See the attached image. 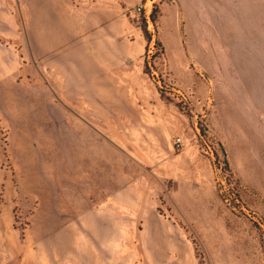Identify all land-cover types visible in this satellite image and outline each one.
<instances>
[{"label":"crops","instance_id":"1","mask_svg":"<svg viewBox=\"0 0 264 264\" xmlns=\"http://www.w3.org/2000/svg\"><path fill=\"white\" fill-rule=\"evenodd\" d=\"M148 2L0 0V107L24 120L9 123L11 136L42 147L48 196L67 199L50 215L69 216L21 264H264L256 228L221 200L178 106L201 111L196 73L216 80L204 133L246 191L245 208L264 217V0L158 1L156 69L152 35L129 16L140 5L151 13ZM166 199L209 250L203 263L165 218Z\"/></svg>","mask_w":264,"mask_h":264},{"label":"rangeland","instance_id":"2","mask_svg":"<svg viewBox=\"0 0 264 264\" xmlns=\"http://www.w3.org/2000/svg\"><path fill=\"white\" fill-rule=\"evenodd\" d=\"M158 1L160 0H155V2L149 0L147 9L150 10ZM147 13L144 12L139 19L141 23L143 19L148 20L147 29L152 35V45H150V47H152L154 53L153 55L149 53L148 61L151 63V67L156 69L153 61L155 59L157 61L160 60L156 58L157 26L151 21L152 12L149 13L148 11ZM160 47L164 55L163 47L161 45ZM253 47L258 48L259 51L260 48H262L258 44ZM164 58L165 56H163V59ZM196 74L201 76L197 77L205 81L206 85L205 88L202 87L200 89L197 83V85L191 89V92H194L193 94H195L194 97L196 100L204 99V107H202L200 111L197 108V103L196 105L187 103L185 107L180 101H178V106L182 108L191 119L193 134L197 140L199 153L202 157L201 159L211 166L212 180L216 192L219 194L228 210L235 215H240L232 211L231 207L224 202L222 197L225 195V198H230V200H232L231 198L233 195L244 194L246 191L234 184L224 163L223 156L216 151L217 145L210 141L204 133L203 115L206 109L209 111L210 109L215 110L217 104L218 90L215 82L216 80L214 81L209 73L198 72ZM215 79H219L220 83H230L227 73H216ZM220 92H222V90ZM15 121L21 122L24 120L21 119L18 121L17 119H13L5 108L0 107V264H21L23 258L27 257L28 251L30 252L34 248V245H36L34 242L42 240L50 233V227L56 226L57 224L59 225L60 220L65 221L69 217L50 215V212H61V207L64 203H67V199L56 200L54 197H51L50 194L48 196L46 193V184L43 181V177H41L42 175L39 178L37 177L39 175L38 173L43 170L42 147H38L35 136H11L9 123H15ZM198 129L201 130L203 138L199 136ZM177 137L173 139L172 145ZM177 152L179 153L182 151ZM33 154L34 157H32ZM46 180L49 182L48 178ZM223 180L227 182L226 191L223 188ZM162 187L165 193H169L170 187L167 184H163ZM55 200L57 203H55ZM167 201L169 200H163L161 204V209L163 212H166L164 215L165 218L181 226L183 229V237L192 242L195 255L200 263H203L204 258H208L209 256V250L200 245L198 232L195 231L192 226H189L183 211L179 209V214L174 215L166 205ZM169 203L172 204L171 201H169ZM175 206L177 208L176 204ZM250 215L251 216H247L246 218L249 219L248 223H252L253 227L257 230L264 255V217L256 212ZM76 235V238L84 237L82 232H76ZM133 236L134 239L138 238L137 231L132 232V237Z\"/></svg>","mask_w":264,"mask_h":264},{"label":"built area","instance_id":"3","mask_svg":"<svg viewBox=\"0 0 264 264\" xmlns=\"http://www.w3.org/2000/svg\"><path fill=\"white\" fill-rule=\"evenodd\" d=\"M145 12V7L143 5H140L134 9H132L129 13V16L131 18H137L139 19V17L141 15H143ZM147 20V19H146ZM148 22V20H147ZM174 149L176 151H182L184 149V142L182 140L181 137H177L175 140H174ZM222 168V167H221ZM222 184L224 185V189L226 191V184L227 182L225 180L222 181ZM224 194V193H222ZM232 197V196H231ZM224 202L231 207L232 211L240 214V215H246V216H251L250 214H252L251 212H249L245 206L243 205V203L241 202V199L238 197V195H233V197L231 198L232 200H230V198H225V195L224 197H222Z\"/></svg>","mask_w":264,"mask_h":264},{"label":"trees","instance_id":"4","mask_svg":"<svg viewBox=\"0 0 264 264\" xmlns=\"http://www.w3.org/2000/svg\"><path fill=\"white\" fill-rule=\"evenodd\" d=\"M156 13H157V11H156V9H155V5H154V7H153V9H152V13H151V21L154 23V24H156V20H157V17H156ZM143 25H142V28H143V31H144V33H145V36H146V38H147V40L148 41H150L151 40V34L149 33V31H148V29H147V20L146 19H143ZM156 51H157V55H156V58H158V59H161V57H162V51H161V47H160V44L157 42L156 43ZM148 74H150V72H149V70H148ZM231 183V182H230ZM238 197H239V195H238ZM240 198V197H239Z\"/></svg>","mask_w":264,"mask_h":264},{"label":"water","instance_id":"5","mask_svg":"<svg viewBox=\"0 0 264 264\" xmlns=\"http://www.w3.org/2000/svg\"><path fill=\"white\" fill-rule=\"evenodd\" d=\"M198 134H199L200 137L203 138V134H202L201 130H199V129H198Z\"/></svg>","mask_w":264,"mask_h":264}]
</instances>
